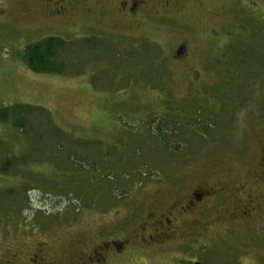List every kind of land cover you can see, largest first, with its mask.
<instances>
[{"label": "rangeland", "instance_id": "1", "mask_svg": "<svg viewBox=\"0 0 264 264\" xmlns=\"http://www.w3.org/2000/svg\"><path fill=\"white\" fill-rule=\"evenodd\" d=\"M47 1L0 0V109L27 105L52 120L32 111L24 134L0 122V162L27 160L0 171V264H35L36 256L85 264L83 255L108 235L130 242L125 258L107 254L111 264H179L191 249H140L142 227L145 238L153 233L155 207L170 209L206 171L235 162L246 172L264 157V16L246 8L264 0H168L186 7L187 21L147 18L140 28L117 15L118 0H67L93 13L74 8L64 17L49 16ZM89 26L96 36L85 34ZM85 35L115 52L83 51L72 66L78 73L61 76L36 74L21 57L46 37ZM185 37L182 60L174 49ZM160 119L170 123L162 135L153 132ZM190 122L214 131L198 136ZM160 137L181 145L179 156H166ZM72 155L99 171L73 170ZM229 258L215 250L209 261Z\"/></svg>", "mask_w": 264, "mask_h": 264}, {"label": "flooded vegetation", "instance_id": "2", "mask_svg": "<svg viewBox=\"0 0 264 264\" xmlns=\"http://www.w3.org/2000/svg\"><path fill=\"white\" fill-rule=\"evenodd\" d=\"M74 8H85L88 14L93 13V7L80 1L48 0L45 5L51 17L70 15ZM185 8L168 0L158 1L156 5L152 0H118L115 4L117 15L134 21L139 28L147 18L163 25L186 22L181 13ZM246 8L252 14L260 12L264 16V2L252 1ZM88 29L85 34L97 35L95 26ZM188 44V37L175 44L177 58L187 57ZM260 143H264V138ZM202 176V184L191 187L170 209L159 212V207H155L156 213L150 216L153 233L145 238L147 228L142 227L140 249L161 248L167 243L191 249L184 260L179 258V264H210L209 256L215 250L229 254L232 264H264V157L246 172L238 173L234 162L218 166L217 172L206 171ZM108 237L83 255L85 264H111L107 258L109 252L114 253L115 258L126 257L129 240L118 244L119 240ZM231 251L234 255L229 253ZM32 262L44 264L45 260L36 256Z\"/></svg>", "mask_w": 264, "mask_h": 264}, {"label": "trees", "instance_id": "3", "mask_svg": "<svg viewBox=\"0 0 264 264\" xmlns=\"http://www.w3.org/2000/svg\"><path fill=\"white\" fill-rule=\"evenodd\" d=\"M86 51L89 54L97 55L96 53L100 52L104 55H107L108 52H115V50L107 47V45H103L101 42L94 38H81L75 41L65 40L59 37H46L40 41L32 43L26 46L23 51L21 57L26 65V67L36 73V74H53V75H66V74H77L78 70L74 69L72 66L76 64V60L81 59L82 52ZM117 54L115 53L110 58H116ZM76 66V65H75ZM77 67V66H76ZM32 111H40L42 115H39L45 119L46 122H50L51 114L48 110L45 109H34L31 106L27 105H14L9 107H1L0 109V122L2 123H11V125L19 130V132H27L30 118L32 115ZM194 121V120H192ZM156 128H154V133L159 135L164 134V129L170 125V123L160 119L156 122ZM154 123V125H155ZM180 124V123H179ZM202 130L201 127L199 129L195 128L192 122H190L189 127L192 131H196L198 136L202 135L203 131L205 133L211 134L213 128L208 127V125L203 124ZM192 126V127H191ZM211 132V133H210ZM212 135V134H211ZM161 147H165L167 150L166 156L170 157L173 160L178 154L182 151V146L174 145L168 143V141L162 137H160ZM68 164H71L73 170H77L78 168L82 169L84 172H87V176L89 177L92 171H99L98 164L89 162V158H79L77 156H69L67 161ZM26 162L27 160L22 158H12L6 157L3 161L0 162V171L3 174H8L11 170L18 169V165L22 162ZM77 165V166H76ZM90 173V174H89ZM86 179V178H85ZM83 178V180H85ZM72 181L74 179H67ZM109 180H112V175H110ZM81 184V181L79 182ZM70 192H74L75 189H69ZM115 194V193H114ZM113 195V194H112Z\"/></svg>", "mask_w": 264, "mask_h": 264}]
</instances>
